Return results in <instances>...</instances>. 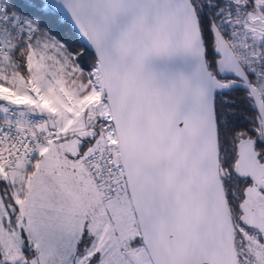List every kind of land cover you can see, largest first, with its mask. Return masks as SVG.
<instances>
[{
    "label": "snow or ice",
    "instance_id": "6c2138e0",
    "mask_svg": "<svg viewBox=\"0 0 264 264\" xmlns=\"http://www.w3.org/2000/svg\"><path fill=\"white\" fill-rule=\"evenodd\" d=\"M0 264H264V0H0Z\"/></svg>",
    "mask_w": 264,
    "mask_h": 264
},
{
    "label": "trees",
    "instance_id": "16d2710c",
    "mask_svg": "<svg viewBox=\"0 0 264 264\" xmlns=\"http://www.w3.org/2000/svg\"><path fill=\"white\" fill-rule=\"evenodd\" d=\"M65 35L68 39H71V37L67 33H65Z\"/></svg>",
    "mask_w": 264,
    "mask_h": 264
}]
</instances>
